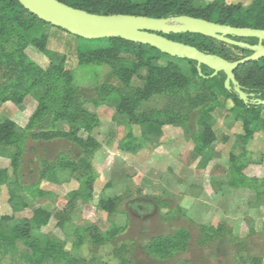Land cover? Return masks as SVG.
Here are the masks:
<instances>
[{"label": "rangeland", "instance_id": "obj_1", "mask_svg": "<svg viewBox=\"0 0 264 264\" xmlns=\"http://www.w3.org/2000/svg\"><path fill=\"white\" fill-rule=\"evenodd\" d=\"M211 1L197 0L194 5L203 7ZM253 2L226 0L227 4L243 8ZM19 36L16 29L9 27L0 38V123L12 119L21 126H16L11 145H0V171L6 174L5 182L0 184V234H9L15 225L30 221L31 236L41 244L48 242L51 252L29 250L20 240L13 246L1 240L0 264H264V187L257 191L233 190L224 184L229 152L242 134L238 107L225 98L200 96L212 89L203 87L192 76L191 66L186 61L163 58L156 65L173 62L190 81L191 106L184 114L192 129L188 134L181 125L165 126L159 136H150L145 134L144 126H132V135L143 139L146 146L133 155L125 153L119 148L126 132L125 118L115 113L119 93L102 97L95 91L102 85L126 93L130 90L122 85L115 70L97 63L78 65L72 49L63 41L51 39L47 52L40 54ZM229 51L241 57L240 52ZM62 55L70 72L66 82L51 69ZM30 68L44 73L52 90L67 86L76 91L82 110L97 119L90 136L99 143L98 148L115 149L108 154L97 148L93 153L90 164L96 179L87 199L83 198L87 191L80 179L69 169L48 168L60 160L78 159L79 149L69 139L76 127L62 120L52 123L49 115L47 120L34 116L48 89L43 85L29 87ZM14 82L19 84L17 89L12 86ZM11 92L20 102H2ZM57 104L58 101L52 104V111H61ZM165 105V97L155 96L142 102L139 111L149 114ZM202 112H207L213 121L216 141L198 154L192 149L189 135L202 130L198 120ZM261 116L264 118V111ZM39 132L67 134L68 138L34 139ZM75 136L85 139L87 134L78 130ZM254 136L247 145L243 172L261 180L264 135ZM222 137L225 143L220 141ZM148 144L150 148L164 149L150 156L144 153ZM181 146L182 153H178ZM12 160L16 162L15 170ZM52 182L67 186V191H48L47 185ZM35 184L36 190L25 191V185ZM100 200L110 202L111 211L99 210ZM38 210L48 215L43 227L33 221ZM115 227L120 230L106 236ZM94 228L104 236L101 243L90 239L87 231ZM182 234L184 237L179 238ZM174 235L178 240L169 251L147 250L151 239Z\"/></svg>", "mask_w": 264, "mask_h": 264}, {"label": "trees", "instance_id": "obj_2", "mask_svg": "<svg viewBox=\"0 0 264 264\" xmlns=\"http://www.w3.org/2000/svg\"><path fill=\"white\" fill-rule=\"evenodd\" d=\"M69 7L83 10L96 15H133L144 16L147 18L162 19L187 16L196 19H202L218 25L230 26L233 28H250L264 30V0H254V2L243 8L239 4H227L226 0H212L203 7L194 5L197 0H142L141 2H132L130 0H57ZM11 27L19 32V37L26 46L34 48L38 53L47 52V44L51 39L63 41V43L72 49L78 65L91 63L104 64L115 70V74L121 81L122 85L130 90L126 93L123 90L113 89L110 86L102 85L100 90H95L100 96H106L112 92L119 93L120 101L115 107V113L123 115L125 118L126 132L120 143V150L125 153L135 154L138 150L146 146L143 139L136 138L131 133V127L141 125L145 127V134L150 136H159L161 129L165 126L181 125L189 134L192 129L188 126V117L185 111L190 110V96L188 95L189 79L183 74L179 67L168 62L163 66L156 65L163 58H171L160 53L156 49L124 41L120 38L84 40L68 32L47 24L31 13L22 8L16 0H0V38ZM168 40L180 42L195 47L206 54L217 55L226 61H236L250 55V51L236 46H229L220 43L214 39L205 38L200 35L191 34H171L164 36ZM235 41L246 42L249 45H256V39H235ZM1 43V42H0ZM102 43V45H97ZM234 50L241 53L237 58L230 53ZM174 60H181L171 58ZM186 61L191 66V74L197 78L204 86L208 85L212 90H205L202 94H210L212 99L220 97L230 100L241 111L238 116L242 125V134L235 141L232 150L228 155L227 177L224 182L225 186L231 189H245L257 191L264 187V178H248L243 175L245 156L247 155V145L253 139L254 134L264 133V118L261 116L264 106L255 103L256 100L264 101V58L253 61L246 65L238 67L234 71L235 80L240 89L248 96V103H243L238 94L231 88L229 91L224 87L225 75L222 72L212 76L205 66L200 67L201 75L198 74L196 63ZM52 71L62 81L70 79V72L66 68V57L61 56L57 65L51 67ZM207 71V72H205ZM29 87L35 88L38 85L45 86V96L40 100L41 106L35 111V117L45 118L49 115L53 122L62 120L72 128V143L76 144L79 149L78 159L60 160L49 169L60 167L69 169L71 174L80 179L82 186L87 191L83 198L91 196L93 183L96 175L90 164L93 153L98 148V143L90 136L91 132L97 126V119L82 110L79 95L74 90H69L67 86L62 90H52V85L48 78L35 68L29 69ZM15 89L19 84L12 85ZM14 93V92H13ZM250 95H253L252 97ZM159 96L166 98V105L159 110L151 113L140 112L142 102ZM20 98L15 99L12 92L2 102L13 101L20 102ZM59 102L58 107L61 111H52L55 108V102ZM250 101H253L252 103ZM57 107V106H56ZM57 107V108H58ZM65 107V108H64ZM47 120V119H46ZM202 130H196L189 135L193 144V151L201 154L216 141L212 131L213 121L207 112H202L198 118ZM16 125L6 119L0 123V145L9 146L16 138ZM78 130H83L87 137L85 139L76 137ZM55 137L68 138L67 134H58L53 132H39L33 135L36 140L49 141ZM70 137V136H69ZM222 143L226 138L222 137ZM12 167L16 169V162L12 160ZM6 180L4 171H0V184ZM110 202L100 200L99 210L111 211ZM33 221L36 225L43 227L47 225L48 215L44 211L35 212ZM32 222L22 221L15 225L9 234L2 236L9 246H13L16 240H20L23 245L32 251L49 254L51 246L48 242L41 244L37 238L31 236L33 230ZM212 229V228H211ZM210 229V230H211ZM120 228L115 227L108 231L106 236H113ZM90 239L98 244L104 238L100 232L94 228L87 231ZM177 235L162 236L151 239L148 251H169L175 247ZM184 234L179 235L183 238Z\"/></svg>", "mask_w": 264, "mask_h": 264}, {"label": "water", "instance_id": "obj_3", "mask_svg": "<svg viewBox=\"0 0 264 264\" xmlns=\"http://www.w3.org/2000/svg\"><path fill=\"white\" fill-rule=\"evenodd\" d=\"M16 1L39 20L84 40L120 38L134 44L152 47L171 58L194 61L199 75H201V66L212 71V76L222 72L225 75V89L229 91L232 88L245 104L248 103V96L236 82L234 71L242 65L264 58V30L233 28L187 16L154 19L120 14L96 15L69 7L57 0ZM171 34L200 35L229 46L247 49L251 53L242 59L230 62L217 55L206 54L195 47L164 37ZM232 38L256 39L257 44L249 45ZM255 103L264 106V101L256 100Z\"/></svg>", "mask_w": 264, "mask_h": 264}, {"label": "crops", "instance_id": "obj_4", "mask_svg": "<svg viewBox=\"0 0 264 264\" xmlns=\"http://www.w3.org/2000/svg\"><path fill=\"white\" fill-rule=\"evenodd\" d=\"M8 120H10V121H12L17 127L19 126L16 122H14L12 119H8ZM19 127H21V126H19ZM257 135H260V136H262V135H264V133H256ZM255 135V134H254ZM254 137L255 136H253V139H254ZM94 138V137H93ZM96 141V140H95ZM97 142V141H96ZM98 143V142H97ZM99 144V143H98ZM148 147V148H147ZM147 147H146V149H145V151H144V153H150V156H153V155H155V153H159L160 151H162L164 148H163V146H156V147H152V148H150V145L148 144L147 145ZM115 148V147H114ZM181 148H182V146L179 148V151H178V153H182V150H181ZM149 149H150V151H149ZM193 149V148H192ZM105 151L106 153H112L113 152V150H115V149H113V147L112 148H109V146H108V148H106V147H104L103 149L100 147V148H98V152L99 151ZM141 150H144V149H141ZM152 150V151H151ZM184 151V150H183ZM97 152V153H98ZM152 152V153H151ZM186 152V151H185ZM188 152V151H187ZM96 153V154H97ZM187 154H189V152L187 153ZM186 154V155H187ZM133 155V154H132ZM243 173V175H245V173L244 172H242ZM246 177H248V178H250L249 176H247V175H245ZM226 177H227V171H226ZM251 178H258V177H256V176H252ZM258 179H260V178H258ZM226 181V179L224 180V182ZM57 184H59V183H49V186L47 185V188L46 189H48V191H54V192H56V193H59L61 190H65V191H67V186H65V185H63V184H59V185H57ZM37 184H35V187H31V186H28V185H25V191L26 192H30L32 189H34V190H36V188H37ZM228 188V187H227ZM263 188V187H262ZM231 189V188H230ZM233 190H243V189H233Z\"/></svg>", "mask_w": 264, "mask_h": 264}, {"label": "flooded vegetation", "instance_id": "obj_5", "mask_svg": "<svg viewBox=\"0 0 264 264\" xmlns=\"http://www.w3.org/2000/svg\"><path fill=\"white\" fill-rule=\"evenodd\" d=\"M264 44V43H263Z\"/></svg>", "mask_w": 264, "mask_h": 264}]
</instances>
